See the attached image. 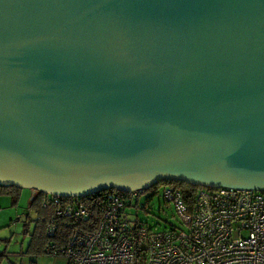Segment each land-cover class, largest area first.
I'll use <instances>...</instances> for the list:
<instances>
[{
  "label": "water",
  "instance_id": "obj_1",
  "mask_svg": "<svg viewBox=\"0 0 264 264\" xmlns=\"http://www.w3.org/2000/svg\"><path fill=\"white\" fill-rule=\"evenodd\" d=\"M264 190V0H0V183Z\"/></svg>",
  "mask_w": 264,
  "mask_h": 264
},
{
  "label": "built area",
  "instance_id": "obj_2",
  "mask_svg": "<svg viewBox=\"0 0 264 264\" xmlns=\"http://www.w3.org/2000/svg\"><path fill=\"white\" fill-rule=\"evenodd\" d=\"M161 190L181 227L152 229L130 221L128 208L144 191L140 188L112 193L98 216L80 199L65 201L67 196L37 189L43 205L55 208L54 217L45 220L48 236L55 234L61 214L89 223L72 224L64 243L47 244V254L64 256L66 264H264V190L202 185L190 203L173 184Z\"/></svg>",
  "mask_w": 264,
  "mask_h": 264
},
{
  "label": "rangeland",
  "instance_id": "obj_3",
  "mask_svg": "<svg viewBox=\"0 0 264 264\" xmlns=\"http://www.w3.org/2000/svg\"><path fill=\"white\" fill-rule=\"evenodd\" d=\"M150 190L139 194L136 202L128 208V218H133L152 229L182 226L180 218L171 203L165 202L161 188L149 199ZM31 188L21 187L15 202L11 194L0 195V252L16 263L62 264V259L38 252L33 254V242L37 235V209L30 204ZM0 264H9L5 257Z\"/></svg>",
  "mask_w": 264,
  "mask_h": 264
},
{
  "label": "trees",
  "instance_id": "obj_4",
  "mask_svg": "<svg viewBox=\"0 0 264 264\" xmlns=\"http://www.w3.org/2000/svg\"><path fill=\"white\" fill-rule=\"evenodd\" d=\"M165 184H173L176 187H178L183 192L184 198L188 203L192 202L195 192L202 186L179 179H160L147 188L148 190L151 191V194L149 195L148 199L154 193H157L158 190ZM147 189H144V191H146ZM20 190L21 187L17 185L14 184L4 185L0 183V195L11 194L14 202L17 199ZM124 192L125 191L116 188H105L82 196L63 197V200L70 201L73 199H80L86 204L93 207L96 210V214L98 216L102 206L104 205V203L107 201V199L110 197L112 193L124 194ZM42 196L43 195L41 191H36L33 197L30 199V204H32V206H35V208L37 209V217H36L37 235L33 242V245H36L33 246V254H36L37 252L39 254L47 253L46 252L47 244H49L52 241L56 242L57 245H61L62 243H64V241L68 238L70 234V230H71L70 227L72 224L78 226H84V227L89 226L87 220H83L79 218L71 219L64 214H61L56 217L58 226L55 234L53 236H48L45 231V220H47L49 217H54L55 208L52 205L44 206ZM5 257L8 259L9 264H23V263L14 262L13 260L7 257V254L2 252H0V263ZM30 264H36V261L34 259H31Z\"/></svg>",
  "mask_w": 264,
  "mask_h": 264
},
{
  "label": "crops",
  "instance_id": "obj_5",
  "mask_svg": "<svg viewBox=\"0 0 264 264\" xmlns=\"http://www.w3.org/2000/svg\"><path fill=\"white\" fill-rule=\"evenodd\" d=\"M49 255V254H48ZM52 256V255H51ZM60 256V258L62 259V264H66V258L64 257V256H62V255H59ZM59 256H54V257H59ZM53 264H57L56 262H53Z\"/></svg>",
  "mask_w": 264,
  "mask_h": 264
}]
</instances>
